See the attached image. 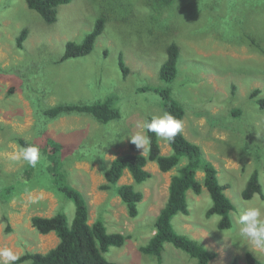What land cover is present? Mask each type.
Returning a JSON list of instances; mask_svg holds the SVG:
<instances>
[{
    "label": "rangeland",
    "instance_id": "374dc122",
    "mask_svg": "<svg viewBox=\"0 0 264 264\" xmlns=\"http://www.w3.org/2000/svg\"><path fill=\"white\" fill-rule=\"evenodd\" d=\"M153 6L154 0H72L59 7L57 21L48 25L24 0H0V248L9 247L19 257L46 253L59 240L54 233L39 234L30 219L62 212L69 226L73 222L75 205L49 188L48 162L40 146L41 162L29 178L25 171L30 166L5 155L19 140L38 145L48 135L62 145V171L86 201L89 224L101 219L108 233L127 238L122 247L109 248L107 261L196 264L171 244H165L161 262L139 251L154 234L170 178L186 159L168 173L148 163L150 178L141 184L123 172L118 185L132 184L143 194L134 218L114 189L101 190L103 170L115 158L142 155V149L132 151L128 137L144 133L138 125L163 114L160 98L139 89L164 86L158 72L172 42L179 46L180 59L170 88L185 111L183 135L200 148L218 183L226 187L234 207L232 227L234 213L245 207L241 195L255 171L264 201V111L250 98L254 90L264 97V0H173L166 9ZM102 14L107 21L93 51L62 61L65 44L81 43ZM23 30L27 37L18 48ZM119 56L126 75L118 66ZM108 96L117 100L121 118L106 125L85 115L54 120L42 115L59 103H92ZM157 139L161 154L171 155L167 141ZM203 176L197 171L201 183ZM187 205V215L173 218L174 230L215 254L210 264H245L244 255L251 251L231 234L232 228L220 231L219 216L205 217L211 206L206 189L200 196L187 192ZM254 256L264 263V255Z\"/></svg>",
    "mask_w": 264,
    "mask_h": 264
},
{
    "label": "trees",
    "instance_id": "16d2710c",
    "mask_svg": "<svg viewBox=\"0 0 264 264\" xmlns=\"http://www.w3.org/2000/svg\"><path fill=\"white\" fill-rule=\"evenodd\" d=\"M27 8L34 11L48 25L57 21L58 9L60 6L69 5L72 0H24ZM173 0H154L153 7L166 9ZM107 21L106 14H102L94 24L93 29L81 43L69 41L65 44L61 60L82 58L88 56L94 48V44L105 29ZM27 37V31L23 30L17 38L18 48ZM166 58L160 66L158 76L164 86L159 88H141L140 92L150 91L160 98L162 112L167 111L177 119H184L185 111L181 103L173 96L170 85L179 75L178 62L180 59L179 46L172 42L166 47ZM118 66L124 75L127 68L124 65L122 56L118 58ZM260 91L254 90L250 98L255 100L257 107L264 111V97L259 96ZM117 100L114 97H107L92 103H59L53 107L43 110L45 118L54 120L66 115H85L96 122L106 125L119 121L120 111L116 106ZM236 115L238 114L235 112ZM147 120H151L149 117ZM150 140L147 155L128 153L115 158L107 168L103 170L105 183L101 190L110 191L114 189L115 194L120 197L131 218L138 215V204L143 199L141 192L135 191L133 185H118L123 172L128 171L134 183L141 184L150 178V173L145 169L150 162L155 163L162 173H168L177 168L183 159L187 163L178 168L177 174L170 178L168 185V196L165 204L160 208L154 222V234L147 244L141 246L139 251L145 255L162 261L165 244H171L174 248L184 252L189 258L195 260L196 264H210L216 255L211 254L203 245L186 235L178 234L172 225L173 218L178 215L188 214L187 192L200 196L203 188L206 189L211 200V206L206 211L205 217L211 218L214 215L220 217L217 228L220 231L232 228L231 213L234 210L230 200L225 195L226 187L218 183L217 172L212 164L202 158L200 148L189 142L182 133L178 134L173 141L168 142L172 154L164 156L161 154L157 136L154 133H146ZM21 146H27L23 140H19ZM33 144V143H32ZM36 145V144H35ZM47 158V173L49 188L58 196L71 200L75 205V215L71 226L68 225L67 217L62 212H57L51 217L34 216L30 224L41 235L54 233L58 238L57 245L46 253H25L15 264H113L107 261L104 254L111 247H122L127 238L120 233H108L106 226L101 219L89 224V213L86 201L79 191L72 188L62 171L61 157L62 145L48 135H44L39 144ZM133 152L137 150L131 144ZM32 169L28 167L27 177L31 176ZM203 172V181L196 178L197 171ZM258 173L255 171L248 179L242 192V198L251 200L255 194L261 195V185L258 181ZM11 189L6 192L9 195ZM245 264H264L251 252L244 255ZM232 264H236V260Z\"/></svg>",
    "mask_w": 264,
    "mask_h": 264
},
{
    "label": "clouds",
    "instance_id": "9594fccd",
    "mask_svg": "<svg viewBox=\"0 0 264 264\" xmlns=\"http://www.w3.org/2000/svg\"><path fill=\"white\" fill-rule=\"evenodd\" d=\"M138 127H142L145 130L144 133L138 132L130 135L128 139L137 149H142L143 155L149 151L151 143L146 133H154L158 138L171 142L182 133L184 122L165 111L160 116H153L150 121L145 120ZM5 155L11 162H23L32 168H35L42 159L41 150L35 144L27 146L14 144L11 146V151ZM234 216L231 234L255 255H264V201H261L256 194L251 200L245 202L243 210L237 209ZM19 259L20 257L11 248H0V264H15ZM25 264L28 262L26 261Z\"/></svg>",
    "mask_w": 264,
    "mask_h": 264
}]
</instances>
